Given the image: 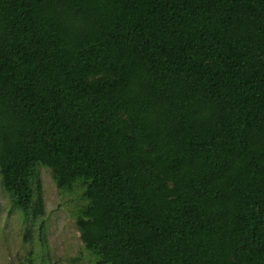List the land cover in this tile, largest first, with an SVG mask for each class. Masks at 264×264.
Returning a JSON list of instances; mask_svg holds the SVG:
<instances>
[{
  "label": "trees",
  "instance_id": "trees-1",
  "mask_svg": "<svg viewBox=\"0 0 264 264\" xmlns=\"http://www.w3.org/2000/svg\"><path fill=\"white\" fill-rule=\"evenodd\" d=\"M83 186L95 264H264V0H0V175Z\"/></svg>",
  "mask_w": 264,
  "mask_h": 264
},
{
  "label": "rangeland",
  "instance_id": "rangeland-1",
  "mask_svg": "<svg viewBox=\"0 0 264 264\" xmlns=\"http://www.w3.org/2000/svg\"><path fill=\"white\" fill-rule=\"evenodd\" d=\"M44 201L43 215L12 204L0 175V264H95L80 240L75 219L86 205L83 186L58 189L51 170L39 166Z\"/></svg>",
  "mask_w": 264,
  "mask_h": 264
}]
</instances>
